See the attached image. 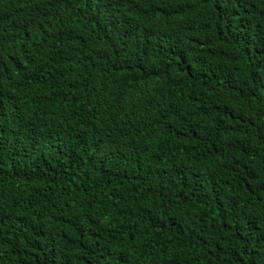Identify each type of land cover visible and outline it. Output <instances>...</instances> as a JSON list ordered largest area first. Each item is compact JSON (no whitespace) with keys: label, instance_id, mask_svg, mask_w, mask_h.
<instances>
[{"label":"trees","instance_id":"1","mask_svg":"<svg viewBox=\"0 0 264 264\" xmlns=\"http://www.w3.org/2000/svg\"><path fill=\"white\" fill-rule=\"evenodd\" d=\"M0 264H264V0H0Z\"/></svg>","mask_w":264,"mask_h":264}]
</instances>
